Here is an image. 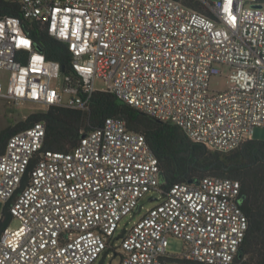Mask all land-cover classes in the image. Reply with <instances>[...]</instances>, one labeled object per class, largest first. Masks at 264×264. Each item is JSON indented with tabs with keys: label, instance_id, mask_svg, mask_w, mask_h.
<instances>
[{
	"label": "built area",
	"instance_id": "obj_1",
	"mask_svg": "<svg viewBox=\"0 0 264 264\" xmlns=\"http://www.w3.org/2000/svg\"><path fill=\"white\" fill-rule=\"evenodd\" d=\"M13 1L68 45L75 75L46 58L20 17H0V98L85 110L109 91L224 152L264 127V0ZM214 76L227 88L211 91ZM45 135L35 122L0 153V224L11 201L0 264H92L109 249L119 264H234L248 230L238 180L205 176L166 191L146 136L118 117L70 151L43 150ZM150 191L161 199L115 245ZM171 236L185 242L182 254L168 251Z\"/></svg>",
	"mask_w": 264,
	"mask_h": 264
},
{
	"label": "trees",
	"instance_id": "obj_2",
	"mask_svg": "<svg viewBox=\"0 0 264 264\" xmlns=\"http://www.w3.org/2000/svg\"><path fill=\"white\" fill-rule=\"evenodd\" d=\"M183 2L187 5L198 4L194 0ZM7 15L20 17L24 30L46 58L59 61L64 74L75 75L68 45L51 36L47 24L24 18L18 2L0 0V17ZM109 117L123 119L128 130L146 136L159 159L160 179L166 191L176 182H198L205 176L238 180L241 184L238 202L248 218V230L234 264H264V141L251 139L227 152L210 150L192 141L179 126L134 108L112 92L97 91L88 109L53 105L45 111L31 113L15 126L2 129L0 153L12 134L23 131L35 122L46 125L43 150L70 151L84 135L101 127ZM34 163L35 160L29 170ZM27 180L26 175L23 186ZM10 204L11 201L6 205V218L0 224L1 228L11 220Z\"/></svg>",
	"mask_w": 264,
	"mask_h": 264
},
{
	"label": "rangeland",
	"instance_id": "obj_3",
	"mask_svg": "<svg viewBox=\"0 0 264 264\" xmlns=\"http://www.w3.org/2000/svg\"><path fill=\"white\" fill-rule=\"evenodd\" d=\"M215 2L217 0H209ZM4 78V82L7 79ZM62 80V77H61ZM97 88H102L103 83L97 80L95 83ZM228 86L227 79L224 76H214L210 79V90L217 92L226 89ZM46 108L40 104L33 103L30 101L25 102H10L6 99L0 98V131L9 126H15L19 121L25 120L28 115L35 112L45 111ZM253 139L264 141V127H257L254 131ZM153 197V199H152ZM156 198V199H155ZM161 199L159 193L150 191L144 195L140 200V204L143 208H138L134 213L125 216L120 222V228L117 232V237L114 239L115 245L120 244L119 235L125 227H131L132 224L137 221L141 216H143L146 211L154 206ZM4 210V203L0 201V217ZM14 226L18 225V221L14 220ZM186 244L183 240L177 237H170V244L168 251L173 254H182L185 250ZM120 255L115 254L113 249H109L104 252L94 263L92 264H119Z\"/></svg>",
	"mask_w": 264,
	"mask_h": 264
},
{
	"label": "water",
	"instance_id": "obj_4",
	"mask_svg": "<svg viewBox=\"0 0 264 264\" xmlns=\"http://www.w3.org/2000/svg\"><path fill=\"white\" fill-rule=\"evenodd\" d=\"M62 70H63V67H62ZM191 183L194 182V181H190Z\"/></svg>",
	"mask_w": 264,
	"mask_h": 264
}]
</instances>
